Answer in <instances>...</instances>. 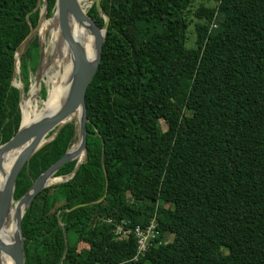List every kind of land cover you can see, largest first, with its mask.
<instances>
[{"label":"trees","instance_id":"16d2710c","mask_svg":"<svg viewBox=\"0 0 264 264\" xmlns=\"http://www.w3.org/2000/svg\"><path fill=\"white\" fill-rule=\"evenodd\" d=\"M194 1L100 0L108 24L85 91L87 157L24 212V264H264V0L198 4L188 46ZM42 2L0 0V144L19 127L14 54ZM86 13L103 24L94 3ZM38 60L33 33L19 56L24 93ZM75 129L64 124L30 157L15 199ZM152 218L144 251L132 231L114 235L121 220L133 229Z\"/></svg>","mask_w":264,"mask_h":264},{"label":"water","instance_id":"95a60500","mask_svg":"<svg viewBox=\"0 0 264 264\" xmlns=\"http://www.w3.org/2000/svg\"><path fill=\"white\" fill-rule=\"evenodd\" d=\"M42 1L43 2L39 10V18L36 25L30 29L28 34L25 36V38L19 45L18 51L14 54V76L12 78L11 84L15 86L19 91L20 114V103L24 91L21 81V75L19 72V56L23 50L25 43L35 32L37 26L39 25L41 21V13L43 17L45 16V13L41 11V9L43 8V10H47V0ZM39 2L40 0H38V4ZM93 2L98 13L103 18V24L101 26H99L94 19L88 16L87 13H83L80 8V4L77 0H55V9L52 16L56 17L59 36L67 45L71 57V67L69 75L70 84L67 94L64 100L62 101L61 105L55 111L37 117L25 125L19 123V127L15 134L10 137L7 141L0 144V171L1 156L10 150L21 148L7 172L2 188H0V227L11 204H16V211L13 216L15 223L14 239L12 242L8 243L3 242L0 239V254L1 252H3L9 255L12 259L13 264H24V237L22 234L21 219L27 207L32 202L33 198L43 188L69 180L75 174L79 164L87 157V116L85 105V91L98 67L101 57L102 43L108 24V16L103 11L100 5V0H94ZM71 18H74L79 22H86L88 24L89 30L92 33L94 39V53L92 58H88L86 56L81 45L73 37L69 25V20ZM41 49V46H39L38 61L42 60L43 58V55L41 54ZM34 81L35 84L40 86L41 80L39 76H36ZM29 87L30 84L28 86V89ZM75 111L79 112L78 117L74 121V124L76 126L75 133L76 141L78 142V149L76 151L71 150V145L60 158H58L54 163H52L47 169H45L36 177L29 189L23 195H21L18 199H15V182L21 168L26 163H28L30 157L37 150H39L43 145H45L47 142H49L55 137L59 129L64 124L71 121V119H69V116ZM103 150L104 148L102 144V156ZM79 153H82L81 158L77 157ZM74 159L76 160V163L73 170L69 174L55 176V173L57 172L59 167H61L64 163ZM52 177L57 178V180L49 181V179H51ZM61 227L65 238V231L62 225ZM0 264H2L1 256Z\"/></svg>","mask_w":264,"mask_h":264},{"label":"bare ground","instance_id":"6f19581e","mask_svg":"<svg viewBox=\"0 0 264 264\" xmlns=\"http://www.w3.org/2000/svg\"><path fill=\"white\" fill-rule=\"evenodd\" d=\"M77 1L79 2L80 8L83 11V13H86L87 8L89 7V1L88 0H77ZM44 17L42 16L41 13V21L40 24L38 25V28L40 32H42V37H41L42 41L44 37V32L47 29L50 30V35H51L50 47H51V51L55 53V58H54L55 69H53V72L49 69L48 70L44 69L42 71L43 75L44 74L47 75V78L44 79L47 86L45 98L42 99L41 97H39L38 95L39 86L35 84L34 80L31 82L27 93L22 96L20 103L21 104L20 123L22 125L31 122L33 119L37 117L55 111L64 100L70 84V76H69L70 67H71L70 52L63 39L59 36L56 17L51 16L48 19ZM69 25L73 37L81 45L86 56L88 58H92L94 53V39L92 33L89 30L88 25L85 22H79L74 18H71L69 20ZM81 39L85 42L86 49ZM45 50L46 48H44V51ZM43 61H45L44 57L42 58V62ZM41 79H43L42 75H40V80ZM78 114L79 112L75 111L73 114L69 116V119H71V121L72 120L75 121L76 118L78 117ZM20 149L21 148L10 150L1 156L0 188H2L7 172ZM77 149H78V142L75 141L71 146V150L76 151ZM77 157L81 158L82 153H79ZM54 180H57V178L52 177L51 179H49V181H54ZM15 211H16V204L12 203L0 227V239L3 242H7V243L12 242L14 239L15 223L13 216ZM0 256H1L2 264H13L12 259L10 258L9 255L1 252Z\"/></svg>","mask_w":264,"mask_h":264},{"label":"rangeland","instance_id":"374dc122","mask_svg":"<svg viewBox=\"0 0 264 264\" xmlns=\"http://www.w3.org/2000/svg\"><path fill=\"white\" fill-rule=\"evenodd\" d=\"M88 1H89V7L87 8V11L90 10L92 4L94 3L93 2L94 0H88ZM198 4H203V5H206V6H213V5L216 4V1L215 0H195L193 2L192 8H191V13L190 14L188 13V19L190 21V25H189V27L187 29V37H188V43H187V45L188 46H191L192 45V41H193V37H194L193 27H194V23L196 22L197 19L194 17V14L193 13L195 11V8H197ZM41 11H43L45 13V17L44 18H46V19H48V18H50L52 16V15L51 16H48L47 13H46L47 10H43V8L41 9ZM34 33H36L37 36H38V43H39V46H41V48H42L41 54L45 58V61L42 62V60H40V61L37 62L36 68L34 70H32L30 72V74H29L28 81H29V84H31V82L35 79L36 76L37 77L38 76L40 77V75L43 76V79H41V84H40L39 89H38V95H39V97H41L43 99V98L46 97V90H47L46 87L47 86H46V83H45V80L44 79L47 78V75L46 74L43 75L42 71L44 69L45 70H48L49 69V70H51L53 72V69H55L54 68L55 53L53 51H51V47H50L51 35H50V30L49 29H47L44 32L43 41L41 40L42 32H40L38 26H37V28H36V30H35ZM44 48H46L45 51H44ZM45 53H47V54H45ZM41 88H44V90H45L43 92V95L40 92L41 91ZM26 93L27 92H25L24 94H26ZM78 245H79V247H81L83 245V242L82 241H79Z\"/></svg>","mask_w":264,"mask_h":264},{"label":"built area","instance_id":"2783aa9c","mask_svg":"<svg viewBox=\"0 0 264 264\" xmlns=\"http://www.w3.org/2000/svg\"><path fill=\"white\" fill-rule=\"evenodd\" d=\"M125 225L127 224L123 220H121L120 223H117V226L114 229V235L116 238L122 239L123 236L132 231L137 239V252L146 250L147 245L150 244V240L155 236V219L152 218L149 224L144 227L135 226L131 229Z\"/></svg>","mask_w":264,"mask_h":264}]
</instances>
